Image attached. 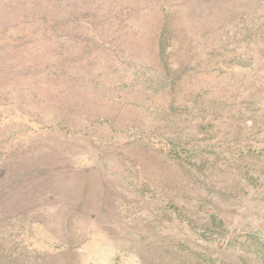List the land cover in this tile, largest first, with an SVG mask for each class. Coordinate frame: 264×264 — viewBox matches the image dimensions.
<instances>
[{
    "label": "rangeland",
    "instance_id": "rangeland-1",
    "mask_svg": "<svg viewBox=\"0 0 264 264\" xmlns=\"http://www.w3.org/2000/svg\"><path fill=\"white\" fill-rule=\"evenodd\" d=\"M0 264H264V0H0Z\"/></svg>",
    "mask_w": 264,
    "mask_h": 264
}]
</instances>
